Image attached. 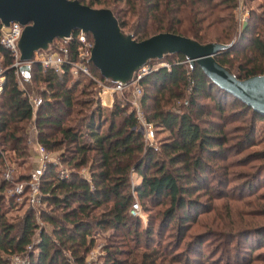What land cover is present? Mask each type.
Listing matches in <instances>:
<instances>
[{"label": "trees", "instance_id": "obj_1", "mask_svg": "<svg viewBox=\"0 0 264 264\" xmlns=\"http://www.w3.org/2000/svg\"><path fill=\"white\" fill-rule=\"evenodd\" d=\"M77 1L109 9L120 29L136 41L169 32L198 43L227 44L235 26V0ZM249 15L238 41L214 57L238 79L264 75V15L255 11ZM260 25L262 33L257 31ZM74 33L66 42L55 38L47 51L62 45L69 60H75ZM0 54L7 66L10 58L1 47ZM167 56L168 66L150 71L137 82L139 90L142 87L139 104L144 121L155 131L167 133L156 148L144 142L129 104L116 100L110 109L101 107L94 98L95 83L82 74L73 76L67 64L54 71L31 63L27 79H22L26 91L18 88L13 69L6 70L0 95V264H7L10 255H26L28 264H84L94 234L106 241L101 264H251L262 260L243 257L242 241L257 233L263 242L264 229L205 231L184 241L186 224L211 212L210 201L239 200L227 195L234 182L249 191L264 183L257 176L262 168L239 178L227 169L230 153L254 145L253 124L264 117L211 83L182 54ZM86 65L99 81L113 85L89 60ZM26 94L42 100L33 121ZM199 97L210 100L219 116L227 105L239 109L236 117L243 126L233 138L215 123L201 127L204 104L199 105ZM31 121L36 141L57 157V164L46 163L39 177L36 207L27 205V186L20 201L7 193L13 182L27 181L28 173H13L12 182L1 179L4 160L15 168L30 160L25 140ZM230 139L234 141L228 143ZM255 156L264 157V149ZM59 166L68 170L63 177L58 175ZM131 172L140 177L134 186L130 185ZM201 196L208 201L202 203ZM134 201L150 212L144 227L128 212ZM216 220L222 226V220ZM203 244L210 245L208 259L203 257Z\"/></svg>", "mask_w": 264, "mask_h": 264}, {"label": "water", "instance_id": "obj_2", "mask_svg": "<svg viewBox=\"0 0 264 264\" xmlns=\"http://www.w3.org/2000/svg\"><path fill=\"white\" fill-rule=\"evenodd\" d=\"M22 26L16 42L22 79H27L34 52H46L55 38L66 42L73 30L90 34L89 61L106 82L129 85L137 70L147 62L172 53L196 64L218 88L232 95L264 117V75L236 78L220 65L215 55L230 47L218 42L196 40L169 32H158L136 41L120 29L107 8H92L77 0H0V24ZM37 63V62H32Z\"/></svg>", "mask_w": 264, "mask_h": 264}, {"label": "rangeland", "instance_id": "obj_3", "mask_svg": "<svg viewBox=\"0 0 264 264\" xmlns=\"http://www.w3.org/2000/svg\"><path fill=\"white\" fill-rule=\"evenodd\" d=\"M235 2L238 4H242L245 7V10L247 11V17L243 21L244 25L246 26L248 23V18L250 11H255L256 13H261L264 15V0H235ZM86 5V3H83ZM91 7L93 8H101L103 5L100 4H95L92 5ZM235 11V8L233 9V13ZM234 20H235V26H234V31H233V36L231 41L228 44H235L239 37L241 36L244 27L240 28V20H237V16L235 17L234 14ZM263 25V24H261ZM258 26L257 31H260L262 29V26ZM126 29V28H125ZM261 32V31H260ZM262 33V32H261ZM253 36V35H252ZM169 56H163L159 61H154L150 63L149 65L154 67L153 69H156L161 66H168L167 65V58ZM87 77V76H86ZM96 78V77H95ZM16 83L18 88H20L23 91H26V86L23 83L22 78L20 77L19 79H16ZM96 86L93 87V92H94V98L96 99L97 103L101 107H105L106 109H110L113 105V103L117 101L119 102H126L129 104L128 109H133L136 113H139L140 117L143 119V112L142 108L139 104V99L142 93V87L138 91V93H134V86L130 85L126 89H123L121 91H117L116 93H112L108 95L107 93H99L98 92V85L95 84ZM149 93H153V89L151 87H148L147 89ZM27 97H37L38 95H30L26 94ZM76 97H85V96H80L78 93L75 94ZM199 105H203L202 112L199 117H201V120L199 123L201 124V127H206V125L215 123L218 126H220L224 132L227 134L229 137H234V133H237V128L240 126H243V123L239 118L236 117V113L239 110L238 108H233L227 105L224 109L225 111L223 112V117L219 116L218 111L213 108V103L208 100L207 98L204 97H199L197 98ZM206 111H209L210 114H205ZM249 118V115H247L246 119ZM144 120V119H143ZM245 120V119H244ZM150 125V129L153 131V137L149 139L151 142L146 143L147 145L156 148L159 144V141H162L166 138L167 133L163 130H158L155 131V128ZM254 145L245 148L241 151L230 153L228 157V171L230 175H235L236 177L240 176H247L251 175L257 170L258 168H262L259 172H257V176L260 177V180L264 179V157L260 156H255V153H259L264 149V120H255L254 124ZM29 128V127H28ZM137 130L141 131V127L139 128L137 126ZM237 135V134H236ZM234 139L228 140V143H232ZM25 144L28 147V141H27V136L25 140ZM233 148V146H232ZM231 150V149H230ZM30 153L32 152L29 150ZM45 151V150H44ZM47 155L49 156L50 160L48 163H51L53 165L57 164V157L55 152H48L45 151ZM255 157V158H254ZM28 162L23 165L22 167L15 168L11 163H8L12 168L16 169V172L13 173H23V174H30L33 169H35V166L29 162L30 160H27ZM244 161H247L245 165ZM45 167V166H44ZM43 167V169H44ZM58 171L62 169H66L63 166L57 167ZM257 168V169H255ZM43 172V170H42ZM41 172V174H42ZM82 174L86 175L84 169H82ZM80 172V173H81ZM259 173V174H258ZM40 174V175H41ZM140 181V177L134 173H130V185L134 186L138 184ZM237 182H234V185L231 183V185L234 186L230 191L228 190V197H233L239 200H225V199H215L210 201V205L212 207V211L206 214H199L196 217L195 222H188L185 226L186 230V237L184 238V241L186 242L187 240L197 236L198 234H201L205 231H218V230H225L229 232H236L239 230L243 229H264V183L257 184L256 188L249 191L244 189L242 186L238 188L239 185L236 184ZM239 183V182H238ZM13 185V184H12ZM8 193V192H7ZM226 195V196H227ZM200 201L205 203L208 201L204 196H201ZM134 204L137 205V209L133 211L132 206L129 209V214L133 217H137L141 221V227H144L146 224L147 220V215H149L150 212L148 210L144 211L142 210L141 206L137 201H134ZM38 205L35 203L32 207H36ZM146 207H149L148 203H145ZM207 205V204H206ZM156 209V208H155ZM159 209V207H157ZM216 217L220 220H222V226L218 227V220H216ZM40 223V221H38ZM155 225H157V220L154 221ZM173 227L170 226V230ZM155 228V226H154ZM172 231V230H171ZM263 232V231H261ZM217 233V232H216ZM94 245L92 249L90 250L93 252L92 255L94 257H89V252L86 256V260L92 258L97 260L96 264H101L102 262V255L104 254V244L106 241H104V238L98 234H94ZM249 239V240H248ZM248 239H244L242 241V246L245 252H243V257H259L260 259L264 260V238L263 242H259L260 239V234L254 233V234H249ZM244 244V245H243ZM210 247L209 244H203L201 247V251L203 253V257L205 259H208V248ZM252 247V249L248 248ZM233 250L230 251L232 253ZM252 253V254H251ZM96 255V257H95ZM218 255V254H216ZM217 257V256H216ZM222 255L220 254L217 258V261L220 260ZM135 259V258H134ZM261 261H255L252 262L251 264H264V262ZM135 261H138V259H135ZM222 264L225 262L218 261ZM231 264H233L232 261H230Z\"/></svg>", "mask_w": 264, "mask_h": 264}, {"label": "built area", "instance_id": "obj_4", "mask_svg": "<svg viewBox=\"0 0 264 264\" xmlns=\"http://www.w3.org/2000/svg\"><path fill=\"white\" fill-rule=\"evenodd\" d=\"M234 14L235 17L237 16V20L239 19L241 21L239 27L240 28L245 27L244 20L247 17V11L245 10V7L242 4H238L237 2L235 6ZM21 30H22V26L18 22H10L6 26L0 24V47L6 52L7 57L10 58L9 64L5 66L3 55L0 54V95L4 89L5 72L7 69H13L16 79H19L21 77L19 73V67L23 63L20 62L18 59V51L16 47V42L19 38ZM72 38L77 43L75 60L70 61L66 48L62 45H57L52 50L46 51L44 53L40 51L34 52L31 60L28 63L37 62L41 64L43 68H51L54 71H59L60 67L63 64H67L70 68L69 71L73 76H76L78 74L87 76L95 84L98 85L97 88L99 89L98 90L99 93L101 94L107 93L108 95L126 89L130 85L134 86V93H138L139 88L137 82L145 74L154 70L153 69L154 67L150 66L149 64H145L137 70L133 81L129 85L121 86L118 84H113V85L105 84L99 81L97 78H95L90 73L86 65V62L89 60V55L92 47V38L89 37L88 34H83L78 30L75 31L74 35H72ZM41 102L42 100L40 96L28 97V103L32 109V117H31L32 121H33V117L35 116V111L41 105ZM135 117L137 119L138 127L139 128L141 127L142 138L144 142L150 143L151 141L149 139L153 137V131L152 129H150V125H148V123H146L140 117L139 113H136ZM27 131H28L27 141L29 147L32 146L36 154L37 168L33 169V171L29 174V178L27 181L13 182L12 183L13 185L10 191L8 192V195L15 196V199L17 201H20L21 195L24 190V186H27L26 201L28 207H32L35 203L38 202L39 177L43 170V167L45 166L46 163L49 162L50 158L47 155V153H45L44 148L36 141V137H33V135L35 136V127L33 122L31 123ZM67 173H68L67 169L61 168L58 172V175L63 177ZM12 174H13V168L4 160L1 166V179L8 182H12V176H13ZM137 208H138L137 205L133 203L132 204L133 211H135V209ZM29 248L30 246H28V249ZM92 254L93 252L90 251L88 256L94 257V255ZM96 261L97 260L92 258L88 260L85 259L84 264H96ZM7 264H28V260L26 258V255H10L8 256Z\"/></svg>", "mask_w": 264, "mask_h": 264}, {"label": "crops", "instance_id": "obj_5", "mask_svg": "<svg viewBox=\"0 0 264 264\" xmlns=\"http://www.w3.org/2000/svg\"><path fill=\"white\" fill-rule=\"evenodd\" d=\"M27 134H28V131H27ZM33 137H35V136L33 135ZM27 149H28L27 151H28V155H29V158H30V162L35 166V168H37V159H36V154L34 152L33 147L32 146H30V147L28 146ZM29 150H31L32 152L30 153Z\"/></svg>", "mask_w": 264, "mask_h": 264}]
</instances>
